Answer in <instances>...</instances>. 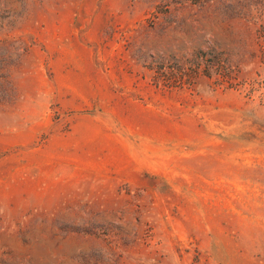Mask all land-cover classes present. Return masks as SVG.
Returning <instances> with one entry per match:
<instances>
[{
  "label": "rangeland",
  "instance_id": "obj_1",
  "mask_svg": "<svg viewBox=\"0 0 264 264\" xmlns=\"http://www.w3.org/2000/svg\"><path fill=\"white\" fill-rule=\"evenodd\" d=\"M0 264H264V0H0Z\"/></svg>",
  "mask_w": 264,
  "mask_h": 264
},
{
  "label": "trees",
  "instance_id": "obj_2",
  "mask_svg": "<svg viewBox=\"0 0 264 264\" xmlns=\"http://www.w3.org/2000/svg\"><path fill=\"white\" fill-rule=\"evenodd\" d=\"M196 59L199 60V62H201V66L198 64V67H192L191 65L188 68H185L180 75H183V77H194L196 78L197 76L200 75V73L202 72V69L205 71H210L212 68L217 67L220 68L221 70H226L228 67L226 64H222L221 60L219 59L218 55H213L211 54L209 56V59H207L205 56H203L202 54L198 56V58L196 57ZM203 66V68H202ZM187 71H190V73H187ZM157 73H159L158 75L162 76L163 79H160L162 83H172L175 81H179L181 82L183 77H179L176 79H172L170 77H168L167 72H166V68L160 67L157 70Z\"/></svg>",
  "mask_w": 264,
  "mask_h": 264
}]
</instances>
